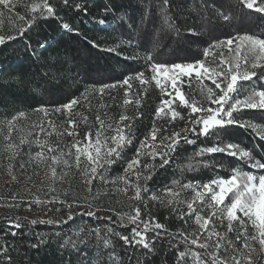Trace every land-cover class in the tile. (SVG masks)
Listing matches in <instances>:
<instances>
[{"label":"trees","instance_id":"trees-1","mask_svg":"<svg viewBox=\"0 0 264 264\" xmlns=\"http://www.w3.org/2000/svg\"><path fill=\"white\" fill-rule=\"evenodd\" d=\"M12 2L15 5L12 11L0 5V35L15 36L0 44V123L4 132L0 133L6 137L7 124L12 121L14 130L11 139L18 149L9 161H0V245L8 249L7 256L0 253V260L4 264H183L178 252L184 251L186 246L182 242L177 245L179 233L189 239L199 237L200 242L203 239L196 225L191 223V216L166 202L164 192H179L187 183L203 185L215 178H230L237 171L264 174V170L252 168L246 157L200 152L202 147L235 143L241 152L248 151L257 161L264 162L261 160L264 158V138L258 134L264 129V119H260L259 110L246 109L239 118L253 123L255 130L229 126L226 134L199 138L189 133V139H195V143L187 144L180 139L175 151L168 157L169 162L161 167L160 156L152 157V144H155L158 153L162 136L180 133L182 137L183 129L190 127V108L177 95L170 108L179 115L173 120L169 108L164 105L165 112L157 116L161 101L169 97L161 91V87L166 85L158 86L152 79L150 67H145L144 45L150 39L153 59L159 58L166 64L204 59L206 66H213L214 57H219L221 53L235 64L237 54L229 53L227 47L213 49L212 54L207 56L204 51L210 42H215L214 38H232L233 49L239 43L235 39L238 36L254 35L264 39V13L246 8L242 0H227L235 17L228 24L216 19L214 7L218 0H168L163 11L153 8V0H69L67 5L63 0H48L55 8V16H40L31 12V5L42 4L43 0ZM76 4L83 5L87 10H77ZM105 8L110 11L106 12ZM146 9L148 22L142 23L141 17ZM34 15L36 19L28 27L26 22ZM20 16L24 17V21L19 19ZM63 23H68L71 30H65ZM21 27L26 29L23 35H19ZM246 55L251 62L252 53L245 45L240 48L239 57ZM240 63L243 70V60ZM135 70L143 71L148 83L141 86L138 80L131 81V90L127 95V86H117L100 93L102 84L116 83ZM155 75L157 78V73ZM185 80L181 83L180 92L189 105L195 103L196 106L215 107L210 104L208 90L212 89L217 95L220 93L211 79L192 75ZM240 85L243 86L241 99L251 86L255 85L260 90L256 78L238 81ZM167 86L170 91V85ZM74 97L78 98V103L73 107L71 116L64 110L52 111ZM41 107L49 111L48 116L36 111ZM21 113L39 116L36 120L19 124ZM121 116L130 118L123 124L130 125L132 143L123 148L120 158L113 157L115 162L105 166V181L94 179L88 186L84 164L79 168L76 166L72 145L77 140L83 141L89 131L95 137L98 129L102 131V140L111 137ZM69 119L75 120L78 136L68 135L71 130ZM100 121L104 122L103 128ZM41 123L44 132L36 127ZM123 124L120 126L123 127ZM153 126L158 129L155 142L151 140ZM37 134L41 141L55 147L56 152L48 153L45 147L42 165L29 169L25 163L27 153L41 151L35 142ZM125 134H129L128 128H125ZM146 137V146L140 148ZM21 140L24 143H20ZM137 149H140L138 157ZM61 152L65 154L62 159L69 163H58L57 177L53 178L50 160H45V157L59 156ZM70 152L73 155H68ZM134 158L139 160V164L127 174L126 183L125 168ZM145 165L152 167L145 168ZM136 170L143 175L151 174V179L147 180V193L143 191L144 180L139 181L141 198L148 204L147 211L143 203L134 198V189L130 186L136 181ZM54 196L57 198L55 203H47ZM207 202L205 197L202 203ZM68 204L72 205L73 220L53 224L30 223L32 220H67ZM81 205L95 207L96 216L77 215L84 212L76 210ZM136 207L141 208V219H149L150 213L155 222L163 224L168 233L176 236V240L163 235L153 241L149 251L139 245L124 244L119 235L108 234L111 244L105 246L104 238L110 227L115 233L131 235V230L137 225L125 219L124 226H121L118 218L134 214ZM204 214L205 217L210 216V209ZM212 220L216 231L224 237L221 245L227 246V241L231 240L235 247L240 248L242 240L235 239L239 225L233 222L234 230L228 232L227 221L220 224L214 217ZM17 221L21 224L19 229L14 227ZM81 228L85 232L99 229V236L91 235L81 243L85 232H81L79 237L75 235ZM248 230L250 233L253 230L250 224ZM12 231L17 234L11 235ZM153 235L148 233L149 238ZM42 238L44 243L39 242ZM208 243L207 251L211 252L216 242L209 240ZM32 244H37V247H31ZM190 250L204 252L197 245H190ZM223 254L224 247L220 250V255ZM8 257H11L10 262ZM187 264L194 262L188 258Z\"/></svg>","mask_w":264,"mask_h":264},{"label":"snow or ice","instance_id":"snow-or-ice-1","mask_svg":"<svg viewBox=\"0 0 264 264\" xmlns=\"http://www.w3.org/2000/svg\"><path fill=\"white\" fill-rule=\"evenodd\" d=\"M64 4H68L69 0H63ZM244 6L248 9H254L258 13H264V0H242ZM0 5L5 6L12 11L15 7L12 0H0ZM168 5V0H153V8L156 10L163 11ZM77 10H84L81 4L75 5ZM105 11H110V9L105 8ZM32 13H39L40 16H46L47 14H51L55 16V8L48 3V0H43L42 4H32L31 5ZM148 10H145V14L141 17L142 23L148 22ZM214 12L216 15V19L218 21H224L228 24H231L235 19L234 15L231 13L230 8L227 4V0H218V4L214 7ZM19 19L24 21V17L20 16ZM36 16L31 17L26 23L28 27H31L32 23H34ZM104 23V21H100ZM62 27L65 30H71V26L68 23H63ZM26 29L21 27L19 29V35H23ZM192 34H195L192 32ZM15 36L9 35L7 37L0 35V44L6 42V40L14 39ZM215 42L209 44V47L205 49L204 55H211L213 49L227 47L229 53L235 52L237 54V60L235 64L231 60H226L223 56V53L220 54L219 57H214L212 64L215 66H206L204 59L195 60L192 63H177L175 61L162 62L157 58L153 59L151 54V40L149 39L145 45V67L146 69L150 67L151 72L153 73L152 79L155 80L156 84L160 85V80L156 78V73L163 70L167 67L169 70H176L177 74L180 76H188L191 77L193 72L195 71V75L197 78L208 77L212 80V83L215 85L216 89H219V95L213 92L212 89H209L208 99L212 106H196L195 103L188 104L185 100L183 94H180V85L177 83V79L174 76L170 82V91H168L169 86L161 87V91H165L168 95L167 100L161 101V106L157 110V116L161 112H165L164 105H171L173 100L176 98V95H179L180 101H182L185 105L190 108V115L188 117V121L190 123V127H185L183 129L184 135L181 137L180 133H173L171 136H162L160 140L161 150L157 153L155 151V144H152L153 159L156 158V155L160 156L161 159V167L167 164L168 157L171 155L173 151H175L176 146L178 145L180 139L187 144H194L195 139H189V133H191L196 138L200 136H209V135H219V133H227L229 126H235L240 128H248L255 130L256 126L247 121L241 120L239 117L243 115V110H259L261 112L260 119H264V39L260 37H256L254 35H243L238 36L235 39L239 42L237 47L233 49L231 46L233 45V39L229 38L227 40H220L219 38H214ZM129 44L132 43L131 40L128 41ZM247 47L248 52L252 53L251 62H249V57L246 55L244 57H239L240 48L242 46ZM98 46V45H97ZM44 47V45H41ZM218 60V63H217ZM243 60L244 68L242 70V66L240 61ZM224 65H227L225 68ZM259 70V72L257 71ZM253 78H256L259 84L260 90H257V87L251 86L248 92L244 95V98H240V93L243 90V86H238V81H251ZM138 80L140 85L143 86L148 81L144 77V72L140 70H135L132 73L126 75L122 80L113 83V84H102L99 88L100 93H104L106 89H112L117 86H127L125 89V95L131 90V81ZM233 94H236L233 96ZM128 101H126L127 103ZM78 103V98H72L67 103L60 105L52 111L60 112L61 110L66 111L69 116H71L73 107ZM36 111H41L45 116L49 115V111L43 107L36 109ZM168 111L171 113V118L174 120L179 113H177L174 109L169 108ZM236 113L237 115H234ZM167 114V113H165ZM21 116L24 114L21 113ZM15 119V118H14ZM99 120L100 118L97 117ZM130 118L127 116H121L120 121L117 126L113 130V135L111 137H104L101 139L102 131L100 129L97 130L95 137L91 131L85 134V138L83 141L77 140L72 145L75 148L74 153V161L76 166L79 168L81 164H84V174L86 177V184L88 186L91 185L94 179H99L101 181H105L106 175V165H111L114 163L115 158H120L121 151L123 148L132 143V136L130 134V125L123 124L125 120H129ZM70 126V131H68V135L78 136L79 133L75 130V120L69 119L68 121ZM101 128H103V121H100ZM51 124V121H49ZM123 124V127L120 125ZM39 127L41 132H44L43 124L36 125ZM111 127V125H109ZM125 128L129 129V134H125ZM14 130V126L12 121L8 123V135L6 139L11 141V133ZM158 129L153 126L151 133V140L155 142L156 133ZM51 135V133H48ZM261 138H264V129L260 130ZM148 138H145V141H142L140 144V148H144L146 146V141ZM41 148V151L36 155L37 157L44 156L43 149L47 147L48 153L56 152V148L48 145L47 141H41L39 139V134H37V138L35 141ZM20 143H24V140H21ZM8 149H18V145H14L9 143L7 145ZM201 153H224L225 155H231L232 157H246L251 163L252 168L264 170V162L257 161L254 157L251 156V153L248 151L241 152L238 146L235 143H225V144H215L210 147H202L200 149ZM140 154V149H137V157ZM65 154L63 152L60 153L59 156L51 155L46 156L45 160H50V172L53 178L57 177L56 166L58 163H63L68 165L69 161L66 159H62ZM68 155H73L71 152ZM81 157H84V160H81ZM264 160V158H261ZM139 164V160L134 158L130 162L127 163L125 168V182L128 183L126 177L127 174L133 172L136 166ZM21 168L24 167L23 164L20 165ZM152 165H145V168H151ZM103 169L104 171H100ZM136 177V181L132 182L130 186L134 189V198L138 201H141L144 205L145 211L148 209V204L146 200H142L141 198V184L139 181L141 179L144 180L143 191L145 193L148 192L147 188V180L151 179V174L143 175L139 170L134 172ZM191 184L185 185V187H191ZM203 189L202 193H198V196L203 202V195L207 193L210 197V200L214 203H210L208 207L212 208L210 216L207 218H203L199 214L196 215V220L201 224V229L207 231V239L205 242L201 243L199 241V237L194 239H189L188 236L183 233H179L180 241H177V245L179 243H183L186 247L184 251L178 252L179 259L183 262V264H187L188 258H191L194 264H264V174H254L251 171H237L230 178H215L210 180L209 182L200 186ZM90 190V188H89ZM52 191H55L52 189ZM228 193H232V198L229 203H225V198ZM153 199L155 197H152ZM15 199V197H13ZM56 197H52L51 200L47 201V203H55ZM38 203H44V201H36ZM69 211L67 213V220H32L31 224L36 223H67L68 220H73L74 216L71 212V204L67 205ZM188 208L190 212L196 211L193 209L192 203L188 204ZM57 212L59 209H55ZM77 215H87L89 217L96 216V212L92 210H85L83 213H77ZM149 219H141V208L136 207L134 209V214L131 215H121L118 220L121 226H124L125 219L133 224L137 225V227L131 230V235H121L119 233H115L114 230L110 227L107 229V233L104 238L105 246L111 244V240L107 239V235H119L120 239L123 240L124 244L128 245H139L145 249L152 250V244L155 239L162 238L163 235H167L171 237L172 240H176V236L172 233H168L165 229L164 225L155 222L154 218L151 217V214L148 213ZM212 217H215L220 224H224L225 220L227 221V231L232 232L233 222H236L239 225V230L237 231V235L235 239L237 241L242 240V244L240 248L234 246L231 240L227 241V246H222L219 243L220 239L224 237L221 236L219 232L216 231V227L213 224L212 228L209 230V224L212 221ZM111 219V217H108ZM183 219V216H181ZM139 222V223H138ZM251 225L253 231L249 233L248 225ZM16 229L21 227V224L17 221L14 225ZM99 229H92L90 231L85 232L84 228H81L75 235L77 237L80 236L81 232H85V236L80 240L81 243H84L87 238L91 235L99 236ZM152 232L154 235L149 238L148 233ZM17 233L15 231L11 232V235L15 236ZM213 237H217V242L213 244V251H207L209 249L208 241ZM40 243H44V239L42 238ZM190 245H197L200 249H203L204 252H193L190 250ZM73 246H75V242H73ZM31 247H37V244H32ZM224 247V254L220 255L221 248ZM230 249V251H229ZM0 253L4 256H7L8 249L0 245ZM10 262L11 257H8ZM0 264H4L3 260H0Z\"/></svg>","mask_w":264,"mask_h":264},{"label":"rangeland","instance_id":"rangeland-1","mask_svg":"<svg viewBox=\"0 0 264 264\" xmlns=\"http://www.w3.org/2000/svg\"><path fill=\"white\" fill-rule=\"evenodd\" d=\"M215 66V64L213 65ZM193 76L195 75V71L192 74ZM176 77L177 79V83L178 85H180L181 87V83H185V77L188 76H180L177 74L176 70H169L167 67H165L163 70H161L160 72L157 73V79L160 80V85H170L171 79L173 77ZM181 94V92H180ZM177 96V95H176ZM179 96V95H178ZM168 108L171 107V105H167ZM38 114H32V115H23L18 119V123L19 124H24L26 122L36 120V118H38ZM41 117V116H40ZM8 125V124H7ZM21 126V125H20ZM2 123H0V132H3L2 129ZM4 133V132H3ZM7 137V136H6ZM6 137H4L2 135V133H0V161L6 159L7 161H9L11 159L10 156L14 157L13 155L16 154V149H8L7 145L9 143L14 144V141L11 139V141H9L8 139H6ZM38 152L35 153H27L28 155L26 156V161L25 163H27V167L26 168H35V166H40L42 165V162L44 160V156L42 157H37ZM191 184V187H183L181 191L179 192H175L172 190H167L164 192L163 194V199L172 204L176 209L182 211L183 213L189 214L191 216V223L193 225H196V229L197 231L199 230V232L201 233V237H202V242H205V240L207 239V231L202 230L201 229V224L199 222H197L196 220V215L199 214L200 216H202L203 218H207L205 217L204 212L208 210V208L210 209V211L212 212L213 209L208 207V205L210 203H214L210 200V197L207 193H204L203 195V199L206 197L207 198V203H202L198 193H202L203 189L200 187L201 185L199 184H192V183H187L186 185ZM232 198V193H228V195L225 198V203H229L230 200ZM192 203L193 205V209H195L196 211H192L190 212L189 208H188V204ZM77 211H85V210H95V207L93 206H88V205H81L79 207H77L76 209ZM214 219H216L214 217ZM226 221V220H225ZM213 224L215 225V222L212 220L209 224V230L212 228ZM195 231V230H194ZM253 231V230H252ZM251 231V232H252ZM196 233V231H195ZM250 233V231H249ZM212 242H217V237H213L211 239ZM201 242V243H202ZM209 242V241H208ZM219 243H222V239L219 240Z\"/></svg>","mask_w":264,"mask_h":264}]
</instances>
